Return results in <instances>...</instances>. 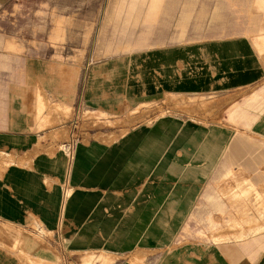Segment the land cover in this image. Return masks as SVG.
Returning <instances> with one entry per match:
<instances>
[{"label":"crops","instance_id":"0c3cea01","mask_svg":"<svg viewBox=\"0 0 264 264\" xmlns=\"http://www.w3.org/2000/svg\"><path fill=\"white\" fill-rule=\"evenodd\" d=\"M27 1L37 46L0 32V264H228L205 236L264 185V0Z\"/></svg>","mask_w":264,"mask_h":264},{"label":"rangeland","instance_id":"374dc122","mask_svg":"<svg viewBox=\"0 0 264 264\" xmlns=\"http://www.w3.org/2000/svg\"><path fill=\"white\" fill-rule=\"evenodd\" d=\"M27 0H16V4L13 7L7 8L5 5L3 10H0V32L3 35H9L12 40L18 44L26 43L29 45L38 44V32L39 22L36 18L41 13H36L39 10L37 7L30 4ZM17 5L20 6L16 9ZM44 14V13H42ZM10 24L8 25V20ZM9 29V33L8 30ZM22 30H25L26 37H19ZM42 30H44V24H42ZM1 43L7 41V38L0 36ZM139 118H132L127 122H122L124 125L135 124L139 121ZM112 125H118L120 122H112ZM76 129V128H75ZM264 145V141H260ZM233 200L241 203L242 207L237 214L227 215L222 219V225L226 226L223 229L207 230L206 241L207 243L217 244L218 253L222 259L228 264H248V258L246 253L248 251L246 247L251 242V236L254 231H260L256 234L258 238L264 235V185L258 182L244 181L238 183L235 189H232ZM228 200H231L228 198ZM238 227V228H232ZM244 226H251L253 228H243ZM7 229L5 226L0 228V239H5ZM20 235H18L19 237ZM251 238V239H250ZM237 247L244 254L241 258H236L233 249ZM18 245L15 249L17 250ZM255 261L253 264H264V249L256 251L254 254Z\"/></svg>","mask_w":264,"mask_h":264},{"label":"bare ground","instance_id":"6f19581e","mask_svg":"<svg viewBox=\"0 0 264 264\" xmlns=\"http://www.w3.org/2000/svg\"><path fill=\"white\" fill-rule=\"evenodd\" d=\"M111 139V138H110Z\"/></svg>","mask_w":264,"mask_h":264}]
</instances>
